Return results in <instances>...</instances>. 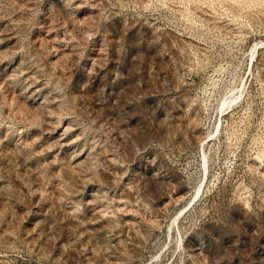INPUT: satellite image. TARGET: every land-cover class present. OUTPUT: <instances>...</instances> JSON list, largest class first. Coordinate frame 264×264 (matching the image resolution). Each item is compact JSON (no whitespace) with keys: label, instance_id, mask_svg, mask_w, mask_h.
<instances>
[{"label":"rangeland","instance_id":"rangeland-1","mask_svg":"<svg viewBox=\"0 0 264 264\" xmlns=\"http://www.w3.org/2000/svg\"><path fill=\"white\" fill-rule=\"evenodd\" d=\"M0 264H264V0H0Z\"/></svg>","mask_w":264,"mask_h":264}]
</instances>
